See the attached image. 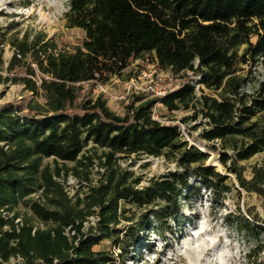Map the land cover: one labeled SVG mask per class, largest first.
Wrapping results in <instances>:
<instances>
[{"label":"trees","instance_id":"16d2710c","mask_svg":"<svg viewBox=\"0 0 264 264\" xmlns=\"http://www.w3.org/2000/svg\"><path fill=\"white\" fill-rule=\"evenodd\" d=\"M66 19L69 28L85 33L72 49L60 48L45 33L17 35L6 66L0 45V84L22 86L27 93L23 100L0 104V264L12 258L21 264H115L113 254L95 248L100 235L112 237L124 220L123 203L143 209L163 201L152 215L168 221L179 197L192 188V165L208 188L232 190L225 176L205 166L209 155L185 141L179 126L155 119L157 103L170 113L191 111L184 123L205 119L206 146L220 143V161L239 187L264 198V163L253 168L251 180L239 164L264 152V80L244 75L247 67L251 73L264 64V0H70ZM145 54H154L160 69L183 79L180 86L153 99L133 92L124 115L114 112L103 94H92ZM196 76L217 96L203 89L198 96L191 81ZM142 156L164 157L185 171L141 187V179L122 170L120 162ZM49 158L56 163L53 171L42 168ZM96 161L106 173L92 186ZM70 174L90 186L75 203L58 181ZM38 191L46 204L32 201L30 208L50 227L18 226L15 209ZM95 215L97 228L85 232ZM257 220L244 219L241 229L264 232Z\"/></svg>","mask_w":264,"mask_h":264},{"label":"rangeland","instance_id":"374dc122","mask_svg":"<svg viewBox=\"0 0 264 264\" xmlns=\"http://www.w3.org/2000/svg\"><path fill=\"white\" fill-rule=\"evenodd\" d=\"M70 0H2L0 1V45L4 49L6 66L11 60L14 50L10 41L18 35L22 38L25 34L35 36L45 33L49 39L55 40L60 48L72 49L81 44L85 33L79 29H71L67 25L66 13L69 10ZM253 38V43L256 42ZM246 68V67H245ZM250 67L244 71V75L250 76L251 81L264 80V64L257 66L250 73ZM5 75V73H3ZM189 75H193L189 73ZM201 76L192 77L198 96L205 93L217 96L212 91L201 87ZM138 79L141 87L150 93L148 99L156 96V91L168 92L177 89L183 79L173 77L169 72L160 69L156 63L154 54H145L132 62L121 76L114 77L107 85L97 86L92 94L104 95L109 107L119 115L125 114V106L133 93L132 80ZM84 91L88 85H83ZM103 86V89H102ZM27 93L24 87L11 83L0 84V104L14 100H23ZM44 103L43 99L39 100ZM192 115L191 111H175L170 113L161 103L154 107V117L164 125H177L181 136L185 141L197 149L209 155L205 163L206 167H213L216 172L225 176V184L231 187L230 192L223 193L222 187L208 188L200 180L198 168L191 166L190 185L192 188L179 197V206L169 211L174 213L168 221L160 222L158 217L152 215L156 210L165 206L163 201H157L154 205L139 209L123 203L126 210L125 218L116 226L112 237L106 238L100 235V244L97 251H106L113 254L115 264H216V257L221 252H228V264H264V232L248 233L242 230L244 219L257 217V224L264 226V198L255 193L241 189L232 171L221 163V145L210 144L206 146L201 136L206 120L200 117L197 121L182 122L184 118ZM208 145V144H207ZM89 148V147H88ZM101 151L98 152V155ZM234 157V153L230 152ZM232 161L228 163L230 167ZM264 163V152L253 158L240 161L244 168V175L251 180L252 171L256 166ZM69 168L75 163L63 164ZM122 170L131 171L134 178L141 179V187L149 185L154 178L167 175L170 172L185 170L177 163L168 161L164 157L154 158L142 156L132 157L120 162ZM49 167L53 171L56 167L53 158L44 159L42 168ZM106 169L101 168L99 161L91 172V185L96 186L103 179ZM58 181L65 187L72 202L77 197L85 199L90 186L70 174L67 178ZM46 200L42 198V191L31 195L25 201L19 203L15 213L23 222H28L36 228L48 229L32 212L30 202ZM252 215V216H250ZM130 219L128 221L126 219ZM149 219L146 226L142 223ZM98 216L89 218L85 224V232L92 227L97 228ZM130 227H132L130 229ZM97 232V230H95ZM19 258H12L9 264H21Z\"/></svg>","mask_w":264,"mask_h":264},{"label":"built area","instance_id":"2783aa9c","mask_svg":"<svg viewBox=\"0 0 264 264\" xmlns=\"http://www.w3.org/2000/svg\"><path fill=\"white\" fill-rule=\"evenodd\" d=\"M131 87L133 88V92L136 93V94H138V93H140V92H145V91L148 90V89L145 90V89H143V88L141 87V85H140L138 79H136V80L133 79V80H132ZM102 89H103V86H102ZM103 90H104V89H103ZM155 94H156V96H158V97H165L166 94H167V91H165V90H162V91H156ZM3 216H4L5 218H9V217H12L13 215H12V214H9V213H3ZM15 222H16V224H17L18 226H22V225H23V221H22V219H21L20 217H18V218L16 219ZM5 229L8 230V227H5ZM19 259H20V258H19Z\"/></svg>","mask_w":264,"mask_h":264},{"label":"clouds","instance_id":"9594fccd","mask_svg":"<svg viewBox=\"0 0 264 264\" xmlns=\"http://www.w3.org/2000/svg\"><path fill=\"white\" fill-rule=\"evenodd\" d=\"M230 255L228 252H221L217 257H216V264H228V259L227 257Z\"/></svg>","mask_w":264,"mask_h":264},{"label":"bare ground","instance_id":"6f19581e","mask_svg":"<svg viewBox=\"0 0 264 264\" xmlns=\"http://www.w3.org/2000/svg\"><path fill=\"white\" fill-rule=\"evenodd\" d=\"M0 1H2V0H0Z\"/></svg>","mask_w":264,"mask_h":264},{"label":"water","instance_id":"95a60500","mask_svg":"<svg viewBox=\"0 0 264 264\" xmlns=\"http://www.w3.org/2000/svg\"><path fill=\"white\" fill-rule=\"evenodd\" d=\"M204 152V151H203Z\"/></svg>","mask_w":264,"mask_h":264}]
</instances>
